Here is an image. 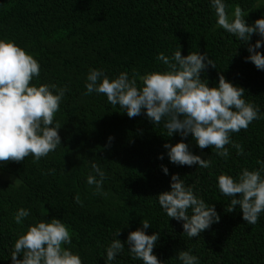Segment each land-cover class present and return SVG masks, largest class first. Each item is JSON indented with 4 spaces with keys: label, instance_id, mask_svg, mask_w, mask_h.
<instances>
[{
    "label": "trees",
    "instance_id": "16d2710c",
    "mask_svg": "<svg viewBox=\"0 0 264 264\" xmlns=\"http://www.w3.org/2000/svg\"><path fill=\"white\" fill-rule=\"evenodd\" d=\"M258 1L224 0L230 18L239 5L250 25L264 18V7H255ZM216 21L211 0H0V39L13 41L40 65L39 77L30 84L66 88L55 115L62 125L61 145L38 163L31 155L21 162H0V264H12L15 241L30 225L52 218L71 230L72 243L63 247L83 264H106V248L118 229L116 238L125 249L111 264H143L132 259L126 241L144 219L151 225L147 234L160 233L153 252L163 264H182L180 250H190L199 264H264V213L256 224H248L239 206L231 213L225 210L230 198L218 187L219 175L237 178L245 168L259 169L257 160L264 161V70L246 62L247 45ZM257 39L254 33L250 43ZM178 49L182 55L206 53L216 68L209 65L202 79L218 86L223 74L259 107L261 118L231 135L244 154L228 145L225 160L214 148L200 149L191 134L167 137L163 121L153 125L143 113L129 118L105 95H83L90 69H102L110 79L121 72L130 78L138 74L139 86L140 76L166 70L156 59L159 53L171 57ZM258 50L264 53V43ZM182 139L193 154L211 159L212 167L171 163L163 145ZM92 162L106 173L104 194H93L95 186L87 184V176L95 175ZM173 174L220 216L199 237L189 238L183 222L169 218L159 204L158 194L171 190ZM20 208L30 215L17 225L14 214Z\"/></svg>",
    "mask_w": 264,
    "mask_h": 264
},
{
    "label": "clouds",
    "instance_id": "9594fccd",
    "mask_svg": "<svg viewBox=\"0 0 264 264\" xmlns=\"http://www.w3.org/2000/svg\"><path fill=\"white\" fill-rule=\"evenodd\" d=\"M211 7L215 10L217 25L247 45L250 55L245 57L246 62L264 70V53L258 50L264 43V18L250 25L239 5L235 6L231 18L224 0H211ZM254 33L260 39L252 44L250 39ZM156 59L166 65V70L140 76L139 86L138 74L130 78L127 72H121L110 79L102 69H90L83 95L103 94L108 103L124 109L129 118L143 113L153 125L163 121L167 137L179 133L185 138L191 134L200 149L214 148L215 154L225 160L229 156L228 145L236 149L237 155L244 154L242 145L234 142L231 135L242 129L246 131L254 120L261 118L259 107L244 99L245 89L226 80L223 74L219 75L218 86L210 87L201 73L209 65L216 68V64L206 53L182 55L178 49L171 57L161 52ZM39 75L40 65L31 54L13 41L0 39V162H21L31 155L38 163L61 145L58 130L62 125L55 121V115L66 88L55 84L31 85L33 78ZM112 139L109 137V142ZM163 147L168 150L173 164L212 167L211 159L193 154L183 139L175 144L166 142ZM159 158L163 159V155ZM257 163L259 169L245 168L237 178L228 174L218 176L219 191L230 198L225 210L231 213L239 206L248 224H256L264 213V161L257 160ZM161 167L167 174L168 168ZM91 168L95 175L87 176V184L95 186L93 194H104L106 173L95 162ZM170 189L158 194L159 204L169 218L183 222V233L189 238L199 237L213 223L219 222L215 206L198 198L178 174L171 176ZM75 200L83 204L79 195ZM47 211L45 209V214ZM29 215V210L20 208L14 214L15 223L21 225ZM141 223V228L127 236L132 259L141 260L143 264H163L153 252L160 233L147 234L145 229L151 227L150 223L146 219ZM119 233L120 229L106 248V264H111L125 249V243L116 238ZM71 243L72 232L60 219L40 221L30 225L16 239L11 261L12 264H83L78 254L63 247ZM20 253H23L22 259L18 258ZM178 259L182 264H199L198 257L190 250H180Z\"/></svg>",
    "mask_w": 264,
    "mask_h": 264
},
{
    "label": "rangeland",
    "instance_id": "374dc122",
    "mask_svg": "<svg viewBox=\"0 0 264 264\" xmlns=\"http://www.w3.org/2000/svg\"><path fill=\"white\" fill-rule=\"evenodd\" d=\"M255 7H264V0H259L256 4ZM1 178H9L7 175H1ZM10 179V178H9Z\"/></svg>",
    "mask_w": 264,
    "mask_h": 264
}]
</instances>
